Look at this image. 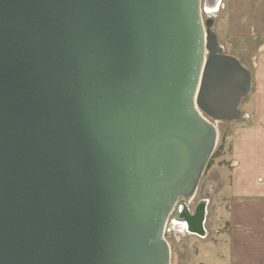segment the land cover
I'll use <instances>...</instances> for the list:
<instances>
[{"label":"water","instance_id":"1","mask_svg":"<svg viewBox=\"0 0 264 264\" xmlns=\"http://www.w3.org/2000/svg\"><path fill=\"white\" fill-rule=\"evenodd\" d=\"M201 6L0 0V264H170L217 143L200 112L238 120L251 91Z\"/></svg>","mask_w":264,"mask_h":264},{"label":"crops","instance_id":"2","mask_svg":"<svg viewBox=\"0 0 264 264\" xmlns=\"http://www.w3.org/2000/svg\"><path fill=\"white\" fill-rule=\"evenodd\" d=\"M205 3L206 9L212 11L213 31L225 54L241 60L227 48L222 37L264 39V0H205ZM241 64L252 74L249 96H253L255 111L252 124L236 128L232 139L235 163L229 192L230 264H264V48L257 51L252 67L244 61Z\"/></svg>","mask_w":264,"mask_h":264},{"label":"rangeland","instance_id":"3","mask_svg":"<svg viewBox=\"0 0 264 264\" xmlns=\"http://www.w3.org/2000/svg\"><path fill=\"white\" fill-rule=\"evenodd\" d=\"M201 3L203 19L206 20L212 12H207L205 0H201ZM211 28L213 29V25ZM217 28L221 32L218 23ZM222 41L230 51L240 56L241 63L244 61L251 67L256 60L257 51L264 48V39L259 38L228 40L222 37ZM244 98L240 105L242 112L240 119L233 122H217V143L202 171L195 191L189 197L180 198L175 210L169 216L165 238L170 248V264H230L231 262L228 219L231 169L235 163L232 158V139L236 128L252 124L255 111L253 96L248 94ZM221 143L222 145L219 146ZM200 209H202L203 221L201 232H198L192 230L188 223L198 225L197 215ZM181 211H188L190 216H194L191 222L180 214Z\"/></svg>","mask_w":264,"mask_h":264},{"label":"bare ground","instance_id":"4","mask_svg":"<svg viewBox=\"0 0 264 264\" xmlns=\"http://www.w3.org/2000/svg\"><path fill=\"white\" fill-rule=\"evenodd\" d=\"M184 213L186 214V212H184ZM201 214H202V209H200L199 214L197 215V216L200 215V216H199L200 219L202 218ZM185 216H186V217H185L186 220L188 221L187 215H185ZM195 219H196V218H195ZM197 221H198V220H197ZM199 223H200V222H199ZM192 228H193V227H191V229H192ZM200 229H201V228H200ZM200 229H199V230H200ZM188 233H189V232H188Z\"/></svg>","mask_w":264,"mask_h":264},{"label":"built area","instance_id":"5","mask_svg":"<svg viewBox=\"0 0 264 264\" xmlns=\"http://www.w3.org/2000/svg\"><path fill=\"white\" fill-rule=\"evenodd\" d=\"M208 121H210L214 126H216L217 127V122L218 121H215V120H213V119H211V118H209V117H205Z\"/></svg>","mask_w":264,"mask_h":264},{"label":"trees","instance_id":"6","mask_svg":"<svg viewBox=\"0 0 264 264\" xmlns=\"http://www.w3.org/2000/svg\"><path fill=\"white\" fill-rule=\"evenodd\" d=\"M227 122V121H226ZM230 122H233V121H230ZM223 140V139H222ZM222 145V143L221 144H219V146H221Z\"/></svg>","mask_w":264,"mask_h":264},{"label":"flooded vegetation","instance_id":"7","mask_svg":"<svg viewBox=\"0 0 264 264\" xmlns=\"http://www.w3.org/2000/svg\"><path fill=\"white\" fill-rule=\"evenodd\" d=\"M185 215H186V214L184 213V217H186Z\"/></svg>","mask_w":264,"mask_h":264}]
</instances>
